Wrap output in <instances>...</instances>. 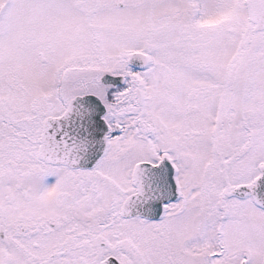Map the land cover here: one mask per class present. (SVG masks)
Masks as SVG:
<instances>
[{"label": "snow or ice", "instance_id": "obj_1", "mask_svg": "<svg viewBox=\"0 0 264 264\" xmlns=\"http://www.w3.org/2000/svg\"><path fill=\"white\" fill-rule=\"evenodd\" d=\"M0 264H264V0H0Z\"/></svg>", "mask_w": 264, "mask_h": 264}]
</instances>
